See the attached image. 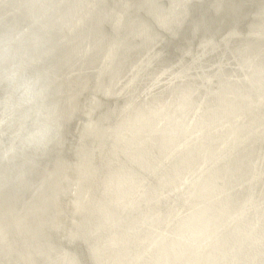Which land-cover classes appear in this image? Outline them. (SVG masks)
<instances>
[{
  "label": "rangeland",
  "instance_id": "obj_1",
  "mask_svg": "<svg viewBox=\"0 0 264 264\" xmlns=\"http://www.w3.org/2000/svg\"><path fill=\"white\" fill-rule=\"evenodd\" d=\"M27 1L30 3L31 0H27ZM76 1L77 0H47V1L41 0L40 4H30L29 6L32 9L30 7L28 8V10H27L28 14L26 13V17L28 16V21H31V23L26 22L25 17H24L25 15H23L24 13H22V20H24V21H22V23L25 22V23H23V26H27V28L25 29V32H32L33 31L34 34H33L32 39H34V40L27 39L28 40L27 41L25 39L26 34L24 35L25 32L21 33L19 35H17L19 32L13 33V39H14L13 47L18 49L20 52L24 53L25 55H27L31 59H34L36 57V58H38V60L42 61V58L45 57V58H48L46 60V61H48L55 55V51H56L57 47H61V46L64 47L63 52L59 55H56L54 61H52L51 63H45L44 62L43 63L44 67L40 66V69L45 73L46 76L49 77V75L53 74V77H54L53 79H54V82H56V85L60 83L59 79L63 80L64 76L65 77L69 76L67 79H69V78L71 79L72 78L71 73L83 71V69L85 68L84 65H82L81 70H76V69L78 68L79 65L84 64L83 62L88 61L89 55H95V54H98V56L102 55L101 59H100L102 62L100 63V69L99 70L108 69V67L112 63L111 61L114 59V54L116 52L118 53L120 47L136 45L135 41L126 43L127 36L125 35V33H127L128 31L139 30V31H142V35H146L145 37L151 36V38L152 37L154 38V36H156V39H154L149 45H147V47L145 46L143 49H139L138 53L136 54V57L134 58L135 60L133 59L134 61L132 59H130L129 63H127L128 59L130 57L129 54L123 55V57H121L119 59L120 63L121 62L123 63V61L125 59L126 60L125 65H126V63L128 65H127L126 71L117 79L112 80L111 76H110L109 82L106 84L103 82V81H105L106 78H97L96 81H94V83H91V84H89L90 79L85 81L82 77L80 80H78L83 85H86V84L87 85L79 92L78 96L75 97L74 102H70V105L68 102V106L71 107V109H72V114H71L70 120H69V122H67V125H66L67 134H68L69 138L70 139L74 138L76 141H78L80 143V147L82 146L81 144H83V142H84V144L86 146H88V147H84L85 149H94L95 147H97V143L98 142L100 143L101 142L100 139H103V137H102L103 134L100 131V133H98V135H97L96 130H94L93 127L97 126L96 122H99L100 119L102 120L106 116H103L104 115V113H103V115H101V117L99 118L98 111L102 107L101 108H92V106H91L93 100H97L98 103H103L101 98H100V93H97L94 90V85H97V87H99V88L100 87L105 88V90L107 92L104 94V96L110 97L109 95H111V94L108 90H110V88L113 86L112 84H115V82H116V88L113 92L118 90L120 93V94H118V97L121 100H119V102H116L114 106H113L114 103H112L110 108L114 107V109H115L117 106H120L125 99L129 98L128 102L126 103V105L122 109H118V107H117V111L120 112L119 114L122 118L123 116L128 114L127 112L130 111V109H133V108L135 109V103L136 102L143 101V107H140V109L134 110L133 112L132 111L129 112L130 113L129 119L120 120L122 123L120 126V130L118 131L117 136L113 135V137L115 138V140L118 139V141H129V140H131L132 144H137V146H140L141 144H143L145 146H149V143H153L158 147L157 151L154 152V154L151 156L143 153L149 147H147L145 149H141L140 151H137L136 149H132V148L121 147L120 150L125 149V150H129L130 152H133V153L131 154V156H130V154H128V155L123 154V156H126L127 159L129 158L128 161L131 164H128V165L126 164L128 166L129 172L124 171V172H122L124 175L121 173L120 176L123 175L126 178L131 177L133 180L136 179L135 181L137 182L138 185L144 181L146 183V185L148 184L147 187H150V188L152 187L151 186L152 182L156 181L160 185V188L158 189V193L155 192V194L159 195V194H163V193L168 192L170 190L171 186L173 184H175L178 181V179L186 178L189 176L200 175L205 170L206 172H203L205 178L212 177V179H214V181L216 182L217 187L222 189L224 194L221 196V198L223 197L221 200H223V199L225 200V197H226L225 193L227 194L226 199L228 198L229 194L227 193V190L230 187L229 185L234 184V182L236 184L240 180L239 183H242V185L245 186V183H247L249 176H250L253 179L257 178V181H259V182H258V184L255 185V188L252 189L253 193L249 195L250 196L249 198L253 202V203H251V204H253L252 206L255 208H258V212L261 211L264 208V174H263L264 173V120H262V119L259 120L258 118L256 119V117H254L255 116L254 114L259 113L261 107L264 108V106H262V105H264V97H263L264 95H262V94H264L263 93L264 92V64L262 65V63H257L260 57H254L253 53L258 54L260 51V48H261V50H263L264 47L256 46L255 44H253L254 48L251 51V50H248L249 48H247L248 47L247 43L246 44H239L238 46L236 45L237 47H234V45L232 46L226 40H228L230 38L235 39L236 38L235 36H237V35H242L241 37H245L244 35L253 32L252 34H256V35L258 34V36H260V38H258V39H260V40L262 39L264 41V37H262L264 35V33L258 32V31L262 30L259 27V25L262 24L264 21L254 25V27L253 26L250 27L249 30L239 29V28H237L238 26L237 27L234 26L235 30L230 29V27L233 28L232 26H230L232 23L238 24L239 19L242 18V17L238 18L239 16L245 17L246 14L251 15V12L253 13L252 15L255 18H257V19L262 18V20H263V18H264V0H255V1L254 0H251V1L250 0H236V2L238 4L235 2V0H228V1H226V0L222 1L221 0V2H220L221 5L215 4L217 2H214V4L217 5V6H215L216 13L219 12V10L221 12L223 11L222 13L220 12V17H221L220 19H222V23H224L227 19H229V20H231L230 25L225 29H220L217 32V34L214 35V37L211 35L203 36L204 40H202L203 38L199 39L200 43L198 42L199 43L198 47L192 46L190 48V50H188V51L186 50L187 51L186 56H184L182 59H176L175 61H171L170 63H164L163 62L164 60L161 58L162 57L161 53H163L162 48H163L164 44L166 43L164 33L159 34V35L153 34L154 31L151 33L150 29H145V27H148V25L143 27V25H141V24H136V25H138V27H134V26H132V23H130V21L128 22V25L132 26V28L129 27L130 29L129 28L125 29V31H124L125 33H121L122 31L118 30L114 34H110L107 32L102 34V33H100L101 28L96 26V28L93 29L94 30L93 33L97 36H100L101 38H97L95 35L93 36V38H91V35H88L85 38L76 37L75 43H79V44L82 43V45H84V48L80 49L78 47V44H77V46L71 51L72 53L74 52V54L72 56H71V54L68 55L67 50L73 42L72 35L75 34L76 30H79L80 27L86 25V23H84L85 19H88L90 13H92L94 10H96L97 8L95 6L98 5V4L92 3L93 0L92 1L82 0L80 2L81 6H79V5H77ZM171 2H172V5L170 8H168V9L166 8L162 12H161V9H158V11H155L157 13L155 15H152L154 20H156L158 22V25H160V27H162L163 29L168 28V26H170L173 22L178 21L179 16L181 15L177 12L178 9L176 10V6H178L180 4V0H175V1L171 0ZM0 3H1V0H0ZM46 3H48V4H46ZM223 4H224V6H223ZM229 4H230V6H229ZM17 5H18V3L15 1L14 7ZM62 5H64V6H62ZM70 5H74L75 7L73 8V11L71 13H69V16H67L68 14L65 13V9L67 7H69ZM248 5H249L248 9L247 8L245 9V7ZM251 5H252V8L250 7ZM33 6H34V9H33ZM60 7H62V8H60ZM35 9H37V10H35ZM243 10H244V12H243ZM33 11H35V12H33ZM59 11H61V12H59ZM184 12L185 13L188 12V9H185V7L182 10V13H184ZM258 12H260V14ZM38 13H40V14H38ZM261 13H263V14H261ZM119 16H120V19L119 18L116 19V21H114V24H113V27L115 29H117L120 26L124 27V23L121 22L122 21V14H120ZM67 17L69 19H66ZM42 18H44V19H42ZM132 18L133 17H130L129 19H132ZM234 18H236V19H234ZM40 19H42V20H40ZM100 20H101V17H100ZM42 23H44V24H42ZM142 23H146V22L142 21ZM169 23H171V24H169ZM25 24H27V25H25ZM194 26H196V25L194 24ZM258 28H259V30H258ZM251 30H253V31H251ZM255 30H256V32H255ZM235 31L237 34L236 33L234 34ZM238 31L240 32V34ZM243 32H244V34H243ZM62 33H63V35H61ZM169 33L173 34V32H171V31ZM222 34L224 36H222ZM56 35H59V36L61 35V36L58 37L57 39H55L54 37ZM82 36H83V34H82ZM114 37L116 39H114ZM141 37L142 36L140 35V38ZM222 37H223V39H222ZM220 38H221V40H220ZM217 40H218V42H217ZM39 41H41V43H39ZM209 41L211 43L214 41V43L211 44V43H209ZM223 42H225V43H223ZM129 43H131L132 45ZM103 44L104 45L107 44V45H109V47L104 52H101V47H104ZM207 44L210 47H212V45H213V47H215V50L210 55H208V54L204 55L205 47L208 46ZM100 45H101V47H100ZM244 47L249 51L248 54L245 50H240ZM234 48H236L237 50ZM122 49L125 50V47H123ZM143 52H144V55H143ZM40 55H42V56L38 57ZM242 55H244V56H242ZM237 57H238V59H237ZM146 60H147V62H145ZM192 61H194L196 63H194ZM62 62H63L64 69L66 71V74L65 73L59 74L61 68L53 72V70H55L58 67L57 63H62ZM186 66H188L189 68ZM69 67H70V69H69ZM144 67H147V68L144 69ZM236 69H238V70H236ZM147 70H149V71L151 70V73L149 75H146ZM221 71H222V73H221ZM225 71H226V73H225ZM51 72H53V73H51ZM78 74H80V72H78ZM202 74H203V76H202ZM219 74H220V76H219ZM225 74H227V75H225ZM246 74H247V76H246ZM208 75H210V76H208ZM214 75L217 77H215ZM185 77L191 78V79L193 78V81L195 82L194 83L195 85L193 86L192 91H189V93L188 92L186 93L184 91L185 89H183V87H181V85H178L181 79H183L185 81ZM191 79L188 82H190ZM245 80H246V82H245ZM49 81L52 83L51 79ZM184 81L182 83H184ZM70 83L72 84V83H76V82H74L73 80H70ZM204 83H206V84H204ZM208 83H210V84H208ZM239 85H241V86L239 87ZM223 86H224V88H223ZM226 86H228V88ZM245 86H246V88H245ZM58 88H59V85L57 87H55L56 91ZM60 88H61V85H60ZM219 88H220V90H219ZM221 89H223V90H221ZM244 89L247 91L244 92L243 91ZM252 89L254 90V92ZM180 92L182 95L180 94ZM74 93H75L74 90H72V92L71 91L65 92V94H69V95H72ZM166 93H169V94H166ZM210 93L212 94V96ZM170 95L171 96L176 95L177 100L175 99L174 101H171L172 97ZM220 95H221V97H220ZM191 96L193 97V101H192ZM233 96L236 99L232 98ZM57 97H58V95H57ZM167 98H168V100H167ZM151 99L153 101H150V103L157 102L158 105L152 106L150 104H147L148 102H144V100L149 101ZM234 100H235V102H234ZM212 101L214 102V104ZM182 103H183V105H182ZM230 103H231L232 107H231ZM222 104H223V106H222ZM103 105H104V103H103ZM178 105H180V106H178ZM210 106L211 107L213 106V107L211 108ZM143 108H145V109H143ZM167 108H169V109L167 110ZM191 109H193V110H191ZM237 109H239V110H237ZM254 109H256L257 112H255ZM111 110H113V109H111ZM103 112H104V110H103ZM221 113H223V114H221ZM243 113H244V115H243ZM192 114H193V116H191ZM207 114H208V116H207ZM159 115L162 118H160ZM183 117H184V119H182ZM137 118H142V119H140V121L145 119L148 124H144V123L136 124L133 121V119H137ZM198 118H200V119H198ZM164 122H165V124H164ZM188 122H190V123H188ZM196 122H198V123H196ZM213 122H214V124H213ZM229 122H231V123H229ZM131 123L132 124L135 123L134 124L135 126L133 125L132 130L130 129ZM220 123H222V124H220ZM100 124H102L101 125L102 127L111 128L110 126H112V121L108 119V123L102 122ZM149 124L156 131H151L150 130L151 127L149 126ZM231 126L234 128H231ZM188 127H190V128H188ZM240 127L242 129H240ZM90 128L92 130H88V133L93 134V131H94L96 134L91 135L88 139L87 135H86V131H87V129H90ZM236 128H237V130H235ZM0 129H1L0 132H2L3 129L2 128H0ZM220 129H222V130H220ZM136 130H137V132H136ZM262 130H263V132L260 133ZM106 131L107 130H105L104 132H106ZM233 131H235V132H233ZM134 132H135V134H134ZM139 132L141 134H139ZM206 132H208L209 134ZM234 133H235V135H234ZM256 135H260V136L263 135V136L261 139H259ZM1 136H2L1 139L3 140L5 138V136L4 135H1ZM94 136H97V137H94ZM98 136H100V137H98ZM133 136H135V138ZM218 136H219V138H218ZM6 137L9 141L5 138L7 144L4 143L1 145L2 147L4 145V147H3V149H2V147H0V152H2V154H4V152H5V154L11 153V157H12V155H14L16 152L12 150L14 146L12 145V143H10L11 140H10L9 136H6ZM94 138H95L96 144L94 142V144H92V146H90L91 142H92V140H94ZM136 138H138V140L135 142ZM178 138H180V139H178ZM208 138H209V140H208ZM219 139H220V141H219ZM225 139H227V140H225ZM97 140H99V141H97ZM240 140L241 141L243 140L242 141L243 144ZM245 141L248 145L251 144L254 147H256L257 148L256 150L258 151L257 152L255 150L256 155H254V158L246 157L245 158L246 160H243L242 164L241 163L239 164V165H243V163L246 161L245 162L246 164L244 167L245 170H251L253 167V170L251 171V173H249L251 175H249L247 173L249 175L248 178H246L247 180L243 179L244 177H240V178H238V177L235 178V176L232 177L231 174H229L225 170H222V175H221V169H218V166L220 165V163L221 164L225 163L228 159L232 158L234 156L233 154H236V151H238L237 149H240V148H242V146L243 147L245 146V144H246V143H244ZM249 141H250V143H248ZM196 142L199 143V145ZM240 142H241V144H240L241 146L239 147ZM202 143H204V144H202ZM216 143H217V145H216ZM226 145H227V147H226ZM206 146H207V148H206ZM216 146H218V147H216ZM181 147H183V148H181ZM189 147H191V148H189ZM231 147H232V150L230 149ZM235 147H236V149H234ZM107 148H108L107 144H104V145H102V147L98 151H96L97 148L94 150H89V151L97 152V153H99V157H102V156H106ZM182 150L183 151L186 150V151L183 152ZM65 151L68 152L67 150H65ZM134 151H135V154H134ZM193 151H194V153H191ZM229 151L230 152L232 151V152L230 153ZM234 151H235V153H234ZM212 153H213V155H212ZM228 153H230V154L228 155ZM249 153H252V152L250 151ZM257 153H258V155H257ZM133 154L135 155V157ZM181 154H182V156H181ZM66 155H69V159L67 161V163H68L67 176H70L72 174V171L76 169L77 160H75L76 159L75 155H77V153H69L68 152V154H66ZM136 155H137V157H136ZM186 155H189V157ZM226 155H227V157H226ZM5 156L8 158V154L4 155V158H5ZM218 156H222V157L218 158L222 161H220V160L217 161ZM192 157H194V158H192ZM223 159L225 162H223ZM252 159H253V161H251ZM173 160L174 161L176 160V161L173 162ZM182 160H184V161H182ZM235 160L236 159H234V161ZM120 161H121L120 156L115 155L113 162L116 163V162H120ZM189 161H190V163H189ZM234 161H231V163ZM186 162H188V163H186ZM217 162H220V163H217ZM179 163H181V164H179ZM211 163L212 164L216 163L219 165H216V164L212 165ZM96 164H98V162H96ZM196 164H197V166H196ZM199 164H200V166H199ZM207 164H208V166L206 167ZM121 165L123 166V164H121ZM108 166H112V165H108ZM92 167L96 171V165H95V167L94 166H92ZM207 168H209L208 169L209 171L207 170ZM168 169L170 170L167 172V175L170 177L169 180H167V178L164 176L165 172ZM196 169H197V171H196ZM214 169H215V172H216V170H218L220 172L215 173ZM10 171L12 173L14 172L11 169H10ZM89 172H90V170H89ZM189 172H191V173L188 174ZM147 173L149 175L154 174L156 177L155 176L154 177L152 176V177H153V179H156V180H152V178H147V176H148ZM196 173H198V174H196ZM219 173H220V176H218ZM237 173H239V172H237ZM247 174L245 176H247ZM181 175H182V177H181ZM93 176L95 177V174H92V177ZM216 176H217V179H216ZM158 178H160V179H158ZM224 178H225V180H224ZM227 178L228 179L230 178V179L228 180ZM231 178H232V180H231ZM228 181L231 183L228 184ZM144 182L142 184L143 188L145 186ZM64 183H66V182L64 181ZM66 184L69 186L68 183H66ZM108 184L110 185V181L108 182ZM60 185H61L60 183L59 184H53V185H51L50 183H46V184H43L41 190L39 188V191H47L46 192V198L52 199V198H55L56 196L57 197L59 196V193L62 189V187L60 189ZM242 185L241 186L236 185L237 189L234 188V189H236V191L234 193L239 194L238 200H240V201L236 205L241 204L240 208L239 209L235 208L232 210L230 209V213H227V211L226 212L223 211L224 212L223 229L224 228L225 229L224 230L222 229L223 231H221V233L222 232L224 233L225 231L226 232L230 231V229L228 227H230L235 221L243 218L244 215L246 214L245 210L247 207L244 209V205L246 203L244 201L245 197L243 196V198H242V196H241L242 194L240 195V193H242L244 190H246L247 186H245L246 189H245V187H243L242 189L239 190L238 188L239 187L241 188ZM95 187L96 186L93 187L94 190L90 189L91 190L90 191V190H85L83 187L78 188L76 184H73V187L66 188L65 190H63L61 192L60 196L58 197L57 209H56L57 211H56V215H55L56 224L53 223V225H56L54 228L56 229L57 233H59L60 235L62 234L61 235L62 240H60V241L63 243V245H65L64 248L67 250H71L70 249L71 245H69L68 243H65L66 240L64 237H66V235H68V234L73 233V232L69 233V231H68V229H71L69 227L73 223V220H75L77 223V220H79V215H81V219L83 218V214H82V212H80L79 207H77L78 205L76 203H78V201H80L81 204L84 203L83 206L84 205L87 206L88 204H91V202H88V201H92V202H94L93 204H95L98 200L96 197L97 195H96ZM110 188L112 191V187H110ZM150 188L147 189L149 193H150ZM83 189H84V191H82ZM113 190H114L113 191L114 194H113V192L110 191V189L105 187L103 190L104 191L103 194L102 193H100V194L104 195L108 199L113 198L114 201L118 202V204L116 202H113L114 204L107 206V208H110L112 210L114 209V212H116V211L118 212V211L123 210V209L130 210V209L135 208L137 205L140 206L141 204L142 205L144 204V202L133 201V200L126 198L122 195H120L118 198H116L117 196H114L115 197L114 198L113 195H119V194H115L117 192L115 190V187ZM254 191H257V192L254 193ZM228 192H230V191H228ZM231 194H233V193H231ZM237 194H233V196H235L236 199H237V197H236ZM81 196L84 200L83 199L80 200ZM77 197H80V198L76 199ZM95 197H96V200L93 201L95 199ZM235 198H234L235 201L234 200L233 201L237 202V200ZM31 201H33L36 204L37 203L36 196H34L33 199H31ZM255 201L258 204L254 203ZM164 202H166V201H164ZM0 204H1L0 218H2V219H0V231H1L0 233L2 235V232L4 233V230L2 228V220L5 223L6 210H5V204H2V203H0ZM100 204H102V203L100 202L98 205H100ZM124 204L126 206L125 208H124ZM160 204H162V202H159L157 210L162 211V208H160ZM98 205H96L97 208H98ZM222 205H223V207L225 206L224 208H229L225 204H222ZM52 206H53V203L51 201L43 199L40 204H38L34 207L31 204L29 206H27V213H30L34 208H37V207H51L52 208ZM96 206H93L92 208L90 206V214L95 215L98 213L97 210L103 211L104 210L103 208L105 207V206H103V207L99 206L100 209H103V210H100V209H97ZM148 206H151V205H148ZM107 208L105 207V209H107ZM42 209L46 210L47 208H42ZM86 209H88V208L86 207ZM95 209H96V211H95ZM153 209H155V207H153ZM259 209H261V210H259ZM241 211H242V213H240ZM237 213H238V215H237ZM233 218L236 220H234ZM134 222L135 221L131 220V221H129V224L127 223V225L132 226L135 224ZM255 222L260 223L258 218H253V220H251V224H253ZM227 224H228V226H227ZM144 225H146V226L148 225L145 221V218L141 219L139 227L137 228L138 230L137 229L135 230V233L137 235H141V236L136 235L137 240L135 241V247L138 246L139 253H140L141 248H148V247H150V243H151L149 240H148L149 241L148 242L147 238H146L148 235V232H149V227L148 226L146 227ZM35 226L36 225H33V231H32L33 233H37L39 230V228L38 227L35 228ZM73 226H74V224H73ZM73 226H72V228H73ZM146 228H147V230H146L147 233H145L143 235L142 234L143 230ZM125 231H126V233L129 232L127 229ZM105 236H107V235H105ZM144 242L145 243L148 242V243L144 244L142 246V244ZM215 246H217V243L214 245V247L212 249H215L216 248ZM19 247H20L19 244L14 246V248H15V249L13 248L14 252H17L18 250H16V249H19ZM138 249L136 248V252L138 251ZM149 249L150 248H148V250ZM152 249H154L155 253L157 254L158 249H156V248H152ZM0 255L2 256L1 257L2 259H0L1 264H3V263L4 264H7V263L12 264L9 261H7L8 259L6 256H4V254H2L0 252ZM109 257L110 256L107 257V260H109ZM211 257L213 259V255H211ZM140 258L147 259L148 256H142ZM135 261L137 264L141 263L139 261V258L135 259ZM252 263H254V262L252 261ZM216 264H219V262H216Z\"/></svg>",
  "mask_w": 264,
  "mask_h": 264
},
{
  "label": "water",
  "instance_id": "obj_2",
  "mask_svg": "<svg viewBox=\"0 0 264 264\" xmlns=\"http://www.w3.org/2000/svg\"><path fill=\"white\" fill-rule=\"evenodd\" d=\"M9 1H14V2L16 1L18 5L11 8V7H8L3 2L0 3V15L4 14V17L0 18V24H2L0 25V30L2 29L7 30V32H10V34L13 32H19L17 34L19 35L21 33H24L25 29L27 28V26H23L22 13H26L31 3H29L27 0H9ZM38 2H41V1H38ZM76 2H77V5L81 6V3H80L81 0H77ZM214 2H218V4H220L221 0H180V5L176 7V10L178 9L177 12L181 14L184 7L185 9H188V12L182 13L179 16L178 21H175L172 24L169 23L171 25L168 26V28H165L166 29L165 30L162 27H160V25H158V22L154 20L152 15H155L157 13L155 11H158V9H161L162 11H164L166 8L167 9L170 8L172 5L171 0H93L92 3L98 4L96 5L97 9L94 10L92 13H90L88 19H85L84 23H86V25L80 27V29L76 30V33L72 35L73 42L69 46L67 50V54L68 55L71 54L72 56L74 52L72 53L71 51L77 46V44L80 49L81 48L83 49L84 45H82V43L81 44L75 43V38L76 37L85 38L88 35H91V38H93V36L95 35L93 33L94 31L93 29H95L96 26L100 27L102 29V32L104 33L107 32L110 34H114L118 30L122 31L121 33H125L124 32L125 29L130 27V25H128V21H130V23H132V26L134 27H138V25L136 24H141L143 25V27L148 25V27H145V29H150L152 32L154 31L155 34H158V35L164 33L166 43L164 44L162 50L165 51L164 55H166V60H167L166 62L170 63L171 61H175L176 59H182L184 56H186L187 51H188V50L185 51L184 48H191L192 46L198 47V42L200 38L202 39L203 36L205 35H211L214 37V35H216L220 29H225L230 25L231 20L229 19H227L224 23H222V19H220L221 18L220 15H218L215 11L216 10L215 6L217 5H215ZM74 7H75L74 5H70L69 7L65 9V13L68 14L67 16H69V13L73 11ZM248 7L249 6L245 7V9ZM120 14L123 15L121 22L124 23V27L120 26L117 29H115L113 27V24H114V21H116L115 19H118V18L120 19L119 17ZM100 17H101V20H100ZM130 17H133V18L129 19ZM66 19H69V18L67 17ZM142 21L146 23H142ZM195 21H198V22H195ZM263 21L264 20H259L255 18L251 13V15L246 14L245 17H242V19L238 21V24H234V23L232 24H234L235 26H238L239 29L249 30L250 27L258 23H261ZM193 23H198V26L196 27H199V28L197 29L193 25ZM259 27L263 30L259 32L264 33V22L260 24ZM168 30L173 32V35L169 33ZM32 32L26 34V39H29ZM0 34H2V32H0ZM61 35H63V33ZM125 35L127 36V43L135 41L136 45L120 47L118 53L116 52L114 54V59L111 61L112 63L108 67V69L99 70L100 63L102 62L100 60L102 55L98 56V54H95V55H89L88 61H85L83 62L84 64H81L78 66L76 70H81L82 65H84L85 67L83 71H78L80 72V74H78V72L71 73L72 75L71 79L70 78L67 79L69 76L65 77L63 75L64 76L63 80L59 79L60 83L56 85V82H54V79H53L54 78L53 74L49 75V77L47 76L48 80L50 79L52 80V87H53L54 93L58 95V99L64 105L65 119L67 122H69L71 114H72V109L71 107L68 106V102H74L75 97L78 96L79 92L87 85V84L83 85L82 83H80L78 81L79 79H81L82 77L84 80L90 79L89 84L94 83V81H96L97 78H106L105 81H103L104 83L109 82L110 76H111V79H117L126 71L127 65H128L127 63H129L130 59L132 60L134 59L139 49H143L145 46L149 45L153 41V39H156V36H154L153 39L151 37H145L146 35H142V31H139V30L128 31ZM140 35L142 36L141 38H140ZM60 36L56 35L54 38L57 39ZM95 36L97 38H101L100 36H97V35ZM240 36L242 35H237L235 36L236 39L230 38L226 41H228V43H230L232 46L234 45V47L238 44L247 43L249 47L248 50L253 49L254 47L253 44L264 47V41L258 39L260 38V36L256 34L249 33V34H246L245 37H240ZM262 37H264V35ZM5 38L12 39L11 37H8L7 35L6 37L5 35L0 36V39H5ZM107 44L105 45L103 44L104 47H101L102 44L100 45L101 52H104L105 50H107V48L109 47V45ZM123 47H125V50L122 49ZM63 48H64L63 46L57 47L55 51V55L48 61H46L48 58H45V57L42 58V61L38 60V58L36 57L33 60L39 61V64H38L39 68L40 66L44 67L43 63L44 62L51 63L52 61H54L56 55H59L63 52ZM210 49L212 50L210 51ZM214 50H215V47L207 46L204 50V55H207V54L210 55ZM241 50H245L249 52L246 48H242ZM126 54H129L130 57L128 59V62L125 65L126 60L124 59L123 63L122 62L120 63L119 59L123 57V55H126ZM41 56L42 55L38 57H41ZM253 56L260 57L257 63L264 64V49L263 50L260 49L259 53L253 54ZM57 64H58V67L55 70H53V72L61 68L59 74H64V73L66 74V71L63 66V62L57 63ZM146 68L147 67H144V69ZM150 73H151V70L150 71L147 70L146 75H149ZM190 79L191 78L185 77V81L181 79L178 84V85H181L183 89H185L184 90L185 92L192 91V88L195 85L194 84L195 82H193V79H191V81L188 82ZM70 80H73L76 83L71 84ZM183 81L184 83H182ZM58 85H59V88L56 91L55 87H57ZM60 85H61V88H60ZM115 88H116V82L115 84H113L110 90H108L111 94L109 95L110 97H105L104 94L107 92L105 88L103 87L99 88L97 87V85H94V90L97 93H100V98L102 102L104 103V105L103 103H98L97 100H93L92 105H91L92 108L102 107L98 111L99 118L101 117V115H103V113H104V116H106L104 119L100 120L99 122H96L97 126L93 127V129L96 130L97 134L100 133V131L103 134L102 136L103 139L101 141L103 143L96 147L97 148L96 151L100 150L102 145L107 144L108 148H107L106 156H102L101 161H99L98 159L92 158L90 160V164H88L85 159L83 160L77 159L76 169L72 171V174L70 176H67V171H68L67 161L69 159V155H66L68 154V152L66 151L63 153L62 156H59V157L52 156V157L43 158V159L26 158L24 161H22L23 162L22 165L18 164L17 167L13 165L14 163L10 159L11 153H7L8 158L6 156L4 158V155H7L4 153L0 157V203L5 204V205L8 203H16L17 208L21 209L25 204L29 202L34 207L40 204L43 199L51 201L53 203L52 208L51 207H37V208H34L27 215H28V219L31 221H35V219L39 217L37 216V214L39 213H40V216H42L43 214L45 216L48 215L43 220L50 219L51 224H52V220L55 219V215L57 211L56 209H57L58 197L60 196L63 190H65L68 187H73V184H76L78 188L83 187L85 190H90V189L94 190L93 187L96 186L95 187L96 195H97L96 197L98 199L96 203H99L101 201L102 194H99L98 191L102 190L106 185H108L107 181L108 180L110 181L113 175H111L110 177H107L108 173L100 174L98 171H95L92 166L97 165L96 162H98V164H100L101 162V163H104L105 165H112L113 167H117L115 169H119L120 164H124L126 162H127L126 163L127 165L131 164L128 161V159L125 156H123V154L131 155L132 152H130L129 150H125V149L120 150L121 147L132 148V149H136L137 151H140L141 149L149 147L143 153L146 155H150V156L153 155L154 152H156L158 149V147L153 143H149V146H145L143 144H141L140 146H137V144H132L131 140L118 141V139L115 140V138L112 136V135L117 136V132L120 130V126L122 124L120 122L121 116L117 111V107L115 109L114 107L110 108L112 103H114L113 104L114 106L116 102H119V100H121L118 97V94H120L119 91L117 90L113 92ZM72 90L75 91L74 94L72 95L65 94V92L72 91ZM243 91L246 92L247 90L244 89ZM171 97H172L171 101H173L176 99L177 96L173 95ZM191 98L193 101L192 96ZM128 100L129 98L125 99L123 103L120 106H118V109H122L126 105ZM150 101H153V100L152 99L149 101L144 100V102H148L147 104H150ZM140 107H143V101L136 102L135 109H130V111H128L127 113L134 111V110H138L140 109ZM254 110L255 112H257L256 109ZM260 110L262 111H260L257 114H254L255 115L254 117H256V119L258 118V119L264 120V108L261 107ZM108 119L112 121V126H110L111 128L102 127L101 126L102 124L100 123L102 122L108 123ZM127 119H128L127 115L123 116L122 118V120H127ZM88 130H92V129H87L86 131L87 138L89 139L91 135H95V132L93 131V134H90L88 133ZM105 130L107 131L104 132ZM262 132L263 131H261L260 133ZM256 136L260 139L262 138V136L260 135H256ZM1 137L2 136L0 135V143H1L0 146L6 143L5 138H7L5 136V138L2 140ZM250 145H245L244 147L238 149V151H236V154H234V156L231 159H228L225 163L220 164L218 166V169L225 170L229 174H231V176H235V177H244L247 173H250V170H245L244 168L245 162L243 164L244 166L239 165V163L242 164V161L245 160L246 157H249V158L254 157L255 152H256L255 149L257 148L252 145L250 146ZM85 146L86 145L83 142L82 146L80 147L81 149L79 150L77 155H80L82 151L85 150L84 148ZM250 151L252 153H249ZM115 155L120 156L121 158L120 162H117V163L113 162ZM75 157L77 158L76 155ZM234 159L236 160L233 163H231V161H233ZM10 168L12 170L16 169L17 176L21 174L23 175L21 177H16V175L14 174L16 178L13 176L11 177ZM89 170L91 173H89ZM252 170L253 168L251 169V171ZM168 171L170 170L168 169L164 175L167 178V180L170 179V177L167 175ZM9 172L10 174L8 175L7 179L4 180L5 176ZM216 172H220V171L216 170ZM237 172H239V174ZM92 174H95V177L94 176L92 177ZM147 175H148L147 178H152V180H155L152 177L153 175H149L148 173ZM219 175L220 173L218 174V176ZM249 175H247V177ZM64 181L68 183L69 186L66 183H64ZM41 183H50L51 185L60 183L61 184L60 189L61 187L62 189L59 193V196L58 197L56 196L55 198H52V199L46 198L47 191L39 192V184ZM151 186L152 187L150 188V194L155 193V192L158 193V189L160 188V185L158 184V182L153 181ZM245 191L246 190H244L241 194L244 193L245 197L249 198L250 192H252L253 190L250 189L248 190V192H245ZM24 195H27V196L25 197V199H22ZM34 196H36V199H37L36 204L33 201H31V198H33ZM78 198L79 197H77L76 199ZM233 198L234 197L230 195L229 200L228 199L221 200L222 204L229 206L231 209H235V208L239 209L241 204L235 205L239 201L234 202ZM103 199L105 201L108 198L104 196ZM164 201H165L164 199H161L159 201V202H162V204H160V208H162V211L164 210V207L166 205V202ZM88 202H92V201H88ZM141 202H144V201L141 200ZM158 204L157 203L155 204L154 210L158 209ZM42 208H47V209L43 210ZM0 211H1V204H0ZM223 211L224 212L227 211V213H230V210L224 207H223ZM259 212H261L262 216H264V208ZM30 215H33V216H31L30 218ZM249 215L250 213L245 218H248ZM37 225L38 227H43L41 222ZM55 226L56 225H48L46 227V231L48 233L49 231L52 232L53 236L60 241L61 240L60 234L54 231ZM235 229H237V227H235ZM145 233H147L146 229L143 230V234ZM242 234L247 235L248 239L242 240L241 237L236 236V235H232L229 237L220 236L224 242V245L228 249V252H227L228 259H226L227 264H264V241L259 243V240H264V225L258 222L256 224H252L249 230L242 227L241 235ZM137 236H141V235H137ZM77 238H82V237H77ZM77 238L65 241V243H68L69 245H71V248H70L71 251H78L77 252L78 255L77 254L76 255L77 257L78 256L80 257V260H82L83 258V262H87L85 258H87L88 255L90 256V260L94 262L92 259L94 250L89 249V245L91 242H93V240H91L90 243L87 244L86 241L83 242ZM249 238L252 239V241H250ZM76 239L77 241H74ZM224 239H227L228 241H225ZM147 243L144 242L142 245L147 244ZM97 245L98 243H96L95 246ZM100 245L106 246L105 243L100 244ZM127 245H131V244H127ZM73 246L77 248H74ZM243 246L247 247V254H244V252L241 251L240 248ZM238 247L240 248L238 249ZM93 248H94V245H93ZM105 248L106 247H104V249ZM231 248H237V250L232 251L230 250ZM90 251H91V254H90ZM215 251L217 253H220L219 248L215 249ZM155 255L156 253L154 249L150 251L148 250V248H142L140 250L139 257L148 256V258L147 259L139 258V261L141 262L140 264H147L149 257L155 256ZM1 257L2 256L0 255V259ZM236 259H238V261L241 260L242 263L237 262ZM12 261H14L13 258H12ZM252 261L254 263H252ZM15 262H19L22 264V262L18 260H15Z\"/></svg>",
  "mask_w": 264,
  "mask_h": 264
},
{
  "label": "clouds",
  "instance_id": "obj_3",
  "mask_svg": "<svg viewBox=\"0 0 264 264\" xmlns=\"http://www.w3.org/2000/svg\"><path fill=\"white\" fill-rule=\"evenodd\" d=\"M13 45L12 39H0V135L9 136L12 150L22 157H59L65 150L78 153L80 143L67 134L64 105L38 67L39 61ZM142 184L131 177L114 178L119 194L143 200L146 208L161 199L166 201L163 211L148 208L145 213L149 250L158 249L147 264H216L210 250L224 223V193L216 182L201 173L178 179L168 192L159 195L150 194Z\"/></svg>",
  "mask_w": 264,
  "mask_h": 264
},
{
  "label": "bare ground",
  "instance_id": "obj_4",
  "mask_svg": "<svg viewBox=\"0 0 264 264\" xmlns=\"http://www.w3.org/2000/svg\"><path fill=\"white\" fill-rule=\"evenodd\" d=\"M32 1V2H31ZM30 1V3L31 4H40V2H38V1H41V0H31ZM44 1H47V0H44ZM82 1V0H81ZM223 1V0H222ZM226 1H228V0H226ZM5 3L8 7H11V8H13L14 7V5H15V2L14 1H9V0H1V3ZM235 2H236V0H235ZM50 3V2H49ZM228 3V2H227ZM237 3V2H236ZM256 3V2H255ZM215 4H218V2L217 3H215ZM226 4V3H225ZM231 4V3H230ZM230 4H229V6H230ZM238 4V3H237ZM253 4V3H252ZM65 5V4H64ZM64 5H62V6H64ZM69 5V4H68ZM180 5V4H179ZM219 5H221V4H219ZM235 5V4H234ZM258 5V4H257ZM37 6V5H36ZM60 6V5H59ZM58 6V7H59ZM223 6H224V4H223ZM249 6V5H248ZM40 7V6H39ZM96 7V6H95ZM94 7V8H95ZM175 7V6H174ZM177 7V6H176ZM247 7V6H246ZM251 8H252V5L250 6ZM256 7V6H255ZM31 8V7H30ZM36 8V7H35ZM60 8H62V7H60ZM231 8V7H230ZM236 8V7H235ZM32 9V8H31ZM33 9H34V6H33ZM96 9V8H95ZM172 9V8H171ZM233 9V8H232ZM238 9V8H237ZM248 9V8H247ZM35 10H37V9H35ZM46 10V9H45ZM62 10V9H61ZM93 10V9H92ZM91 10V11H92ZM239 10V9H238ZM162 11V10H161ZM186 11V10H185ZM232 11V10H231ZM247 11V10H246ZM33 12H35V11H33ZM43 12V11H42ZM59 12H61V11H59ZM220 10H219V12H217V14L218 15H220ZM223 12V11H222ZM221 12V13H222ZM225 12V11H224ZM239 12V11H238ZM243 12H244V10H243ZM26 13H27V11H26ZM26 13H24L23 15H25L24 17H25V20H26V22L27 23H31V21H28V16L26 17ZM187 13V12H186ZM252 13V12H251ZM259 14H260V12H258ZM28 14V13H27ZM38 14H40V13H38ZM37 14V15H38ZM58 14V13H57ZM182 14V13H181ZM253 14V13H252ZM261 14H263V13H261ZM48 15V14H47ZM161 15V14H160ZM223 15V14H222ZM258 15V14H257ZM4 17V14H2V15H0V18L1 17ZM41 16V15H40ZM39 16V17H40ZM53 16V15H52ZM60 16V15H59ZM123 16V15H122ZM263 16V15H262ZM23 17V18H24ZM33 17V16H32ZM120 17V16H119ZM223 17V16H222ZM240 17H243V16H239L238 18H240ZM259 17V16H258ZM51 18V17H50ZM231 18V17H230ZM32 19V18H31ZM30 19V20H31ZM42 19H44V18H42ZM42 19H40V20H42ZM48 19V18H47ZM233 19V18H232ZM234 19H236V18H234ZM242 19V18H241ZM241 19H239V20H241ZM260 19V18H259ZM38 20V19H37ZM116 20V19H115ZM166 20V19H165ZM164 20V21H165ZM203 20V19H202ZM260 20H262V18L260 19ZM263 20H264V18H263ZM22 21H24V20H22ZM224 21V20H223ZM233 21V20H232ZM237 21V20H236ZM235 21V22H236ZM40 22V21H39ZM45 22V21H44ZM48 22V21H47ZM129 22V21H128ZM195 22H198V21H195ZM23 23H25V22H23ZM41 23V22H40ZM165 23V22H164ZM42 24H44V23H42ZM68 24V23H67ZM130 24V23H129ZM196 26H198V23H194ZM193 24V25H194ZM236 24V23H235ZM0 25H2V24H0ZM25 25H27V24H25ZM36 25V24H35ZM39 25V24H38ZM42 26V25H41ZM195 26V27H196ZM230 26H232L233 28H231L230 27V29H234L235 30V28H234V24H231ZM260 26V25H259ZM131 28H132V26H130ZM237 27V26H236ZM254 27V26H253ZM258 27V26H257ZM44 28V27H43ZM197 29L199 28V27H196ZM238 28V27H237ZM38 29V28H37ZM42 29V28H41ZM130 29V28H129ZM44 30V29H43ZM239 30V29H238ZM258 30H259V28H258ZM149 31V30H148ZM229 31V30H228ZM227 31V32H228ZM240 31V30H239ZM238 31V32H239ZM251 31H253V30H251ZM262 31V30H261ZM0 32H2V34H0V36L1 35H5V37H6V35L8 36V37H11L12 39H13V33H11L10 34V32H7V30H4V29H2V30H0ZM170 32V31H169ZM231 32V31H230ZM241 32V31H240ZM240 32H239V34H240ZM247 32V31H246ZM255 32H256V30H255ZM259 32V31H258ZM28 33H30V32H25L24 33V35L25 34H28ZM100 33H102V34H104V32H102V29H101V31H100ZM151 33H152V31H151ZM226 33V32H225ZM224 33V34H225ZM236 33V31L234 32V34ZM253 33V32H252ZM33 32L31 33V36L29 37V39H31V40H34V39H32L33 38ZM126 34V33H125ZM149 34V33H148ZM153 34H155V32H153ZM233 34V33H232ZM237 34V33H236ZM243 34H244V32H243ZM157 35V34H156ZM173 35V34H172ZM228 35V34H227ZM231 35V34H230ZM258 35V34H257ZM150 36V35H149ZM222 36H224L223 34H222ZM229 36V35H228ZM245 36V35H244ZM126 37V36H125ZM151 37V36H150ZM208 37V36H207ZM206 37V38H207ZM226 37V36H225ZM241 37V36H240ZM212 38V37H211ZM26 39V38H25ZM114 39H116L115 37H114ZM152 39H153V37H152ZM214 39V38H213ZM222 39H223V37H222ZM236 39V38H235ZM242 39V38H241ZM19 40V39H18ZM17 40V41H18ZM27 40V39H26ZM122 40V39H121ZM150 40V39H149ZM154 40V39H153ZM202 40H204V37H203V39ZM220 40H221V38H220ZM262 40V39H261ZM28 41V40H27ZM225 41V40H224ZM124 42V41H123ZM204 42V41H203ZM217 42H218V40H217ZM237 42V41H236ZM39 43H41V41H39ZM38 43V44H39ZM126 43H127V41H126ZM200 43V42H199ZM198 43V44H199ZM205 43V42H204ZM203 43V44H204ZM207 43V42H206ZM209 43H211L210 41H209ZM212 43H214V41L212 42ZM211 43V44H212ZM223 43H225V42H223ZM26 44V43H25ZM129 44H131V43H129ZM202 44V43H201ZM227 44V43H226ZM225 44V45H226ZM244 44V43H243ZM132 45V44H131ZM206 45V44H205ZM208 45V44H207ZM224 45V46H225ZM239 45V44H238ZM237 45V46H238ZM20 46V45H19ZM209 46V45H208ZM230 46V45H229ZM237 46H235V47H237ZM245 46V45H244ZM256 46H258V45H256ZM147 47V46H146ZM200 47V46H199ZM212 47H213V45H212ZM262 47V46H261ZM19 48V47H18ZM149 48V47H148ZM206 48V47H205ZM223 48V47H222ZM227 48V47H226ZM245 48V47H244ZM247 48H249V47H247ZM254 48V47H253ZM260 48V47H259ZM234 49H236V48H234ZM258 49V48H257ZM261 49V48H260ZM184 50L186 51V50H190V48H184ZM203 50V49H202ZM210 50H212V49H210ZM227 50V49H226ZM237 50V49H236ZM239 50V49H238ZM241 50V49H240ZM163 51V50H162ZM182 51V50H181ZM224 51V50H223ZM235 51V50H234ZM251 51H252V49H251ZM239 52V51H238ZM247 52V51H246ZM255 52V51H254ZM258 52V51H257ZM156 53V52H155ZM222 53V52H221ZM162 55V59L164 60L163 62L164 63H168V62H166L167 60H166V55H164L165 54V51H163V53H161ZM196 54V53H195ZM234 54V53H233ZM240 54V53H239ZM243 54V53H242ZM247 54H248V52H247ZM252 54V53H251ZM254 54V53H253ZM256 54V53H255ZM143 55H144V52H143ZM241 55V54H240ZM242 56H244V55H242ZM136 57V56H135ZM134 57V58H135ZM149 57V56H148ZM155 57V56H154ZM224 57V56H223ZM151 58V57H150ZM153 58V57H152ZM240 58V57H239ZM80 59V58H79ZM149 59V58H148ZM237 59H238V57H237ZM135 60V59H134ZM133 60V61H134ZM195 60V59H194ZM138 61V60H137ZM145 62H147V60L145 61ZM192 62H194V61H192ZM136 63V62H135ZM144 63V62H143ZM194 63H196V62H194ZM239 63V62H238ZM191 64V63H190ZM66 65V64H65ZM167 65V64H166ZM263 65V64H262ZM171 66V65H170ZM178 66V65H177ZM185 66V65H184ZM221 66V65H220ZM242 66V65H241ZM143 67V66H142ZM141 67V68H142ZM186 67H188V66H186ZM222 67V66H221ZM258 67V66H257ZM171 68V67H170ZM182 68V67H181ZM189 68V67H188ZM219 68V67H218ZM69 69H70V67H69ZM163 69V68H162ZM183 69V68H182ZM205 69V68H204ZM215 69V68H214ZM224 69V68H223ZM217 70V69H216ZM232 70V69H231ZM236 70H238V69H236ZM253 70V69H252ZM141 71V70H140ZM180 71V70H179ZM188 71V70H187ZM192 71V70H191ZM181 73V72H180ZM186 73V72H185ZM201 73V72H200ZM217 73V72H216ZM221 73H222V71H221ZM225 73H226V71H225ZM261 73V72H260ZM210 74V73H209ZM190 75V74H189ZM212 75V74H211ZM225 75H227V74H225ZM259 75V74H258ZM262 75V74H261ZM187 76V75H186ZM202 76H203V74H202ZM208 76H210V75H208ZM215 76V75H214ZM219 76H220V74H219ZM246 76H247V74H246ZM175 77V76H174ZM181 77V76H180ZM189 77V76H188ZM196 77V76H195ZM213 77V76H212ZM215 77H217V76H215ZM182 78V77H181ZM203 78V77H202ZM220 78V77H219ZM257 78V77H256ZM193 79V78H192ZM221 79V78H220ZM248 79V78H247ZM80 80V79H79ZM113 80V79H112ZM156 80V79H155ZM179 80V79H178ZM206 80V79H205ZM214 80V79H213ZM212 80V81H213ZM217 80V79H216ZM224 80V79H223ZM242 80V79H241ZM244 80V79H243ZM262 80V79H261ZM86 81V80H85ZM139 81V80H138ZM203 81V80H202ZM235 81V80H234ZM254 81V80H253ZM194 82V81H193ZM245 82H246V80H245ZM234 83V82H233ZM106 84V83H105ZM131 84V83H130ZM171 84V83H170ZM169 84V85H170ZM204 84H206V83H204ZM208 84H210V83H208ZM254 84V83H253ZM113 85V84H112ZM238 85V84H237ZM243 85V84H242ZM208 86V85H207ZM213 86V85H212ZM236 86V85H235ZM241 85H239V87H240ZM254 86V85H253ZM220 87V86H219ZM227 88H228V86H226ZM130 88V87H129ZM171 88V87H170ZM223 88H224V86H223ZM226 88V89H227ZM245 88H246V86H245ZM259 88V87H258ZM217 89V88H216ZM231 89V88H230ZM236 89V88H235ZM243 89V88H242ZM248 89V88H247ZM172 90V89H171ZM183 90V89H182ZM206 90V89H205ZM219 90H220V88H219ZM221 90H223V89H221ZM225 90V89H224ZM239 90V89H238ZM253 90V89H252ZM170 91V90H169ZM168 91V92H169ZM260 91V90H259ZM72 92V91H71ZM176 92V91H175ZM206 92V91H205ZM208 92V91H207ZM233 92V91H232ZM251 92V91H250ZM253 92H254V90H253ZM261 92V91H260ZM187 93V92H186ZM189 93V92H188ZM191 93V92H190ZM213 93V92H212ZM224 93V92H223ZM264 93V92H263ZM128 94V93H127ZM169 94V93H168ZM173 94V93H172ZM180 94H181V92H180ZM211 94V93H210ZM240 94V93H239ZM182 95V94H181ZM180 95V96H181ZM189 95V94H188ZM203 95V94H202ZM234 95V94H233ZM262 95H264V94H262ZM171 96V95H170ZM169 96V97H170ZM211 96H212V94H211ZM216 96V95H215ZM231 96V95H230ZM220 97H221V95H220ZM224 97V96H223ZM264 97V96H263ZM262 97V98H263ZM232 98H235L234 96L232 97ZM242 98V97H241ZM184 99V98H183ZM196 99V98H195ZM220 99V98H219ZM236 99V98H235ZM131 100V99H130ZM133 100V99H132ZM167 100H168V98H167ZM177 100V99H176ZM181 100V99H180ZM221 100V99H220ZM247 100V99H246ZM174 101V100H173ZM225 101V100H224ZM135 102V101H134ZM183 102V101H182ZM213 102V101H212ZM220 102V101H219ZM218 102V103H219ZM234 102H235V100H234ZM238 102V101H237ZM262 102V101H261ZM186 103V102H185ZM190 103V102H189ZM224 103V102H223ZM226 103V102H225ZM174 104V103H173ZM213 104H214V102H213ZM234 104V103H233ZM69 105H70V102H69ZM146 105V104H145ZM150 105H152V106H157L158 104H157V102H152V103H150ZM182 105H183V103H182ZM218 105V104H217ZM216 105V106H217ZM230 105H231V103H230ZM178 106H180V105H178ZM222 106H223V104H222ZM227 106V105H226ZM262 106H264V105H262ZM118 107V106H117ZM211 107V106H210ZM213 107V106H212ZM211 107V108H212ZM231 107H232V105H231ZM258 107V106H257ZM189 108V107H188ZM225 108V107H224ZM238 108V107H237ZM252 108V107H251ZM110 109V108H109ZM134 109V108H133ZM163 109V108H162ZM169 108H167V110H168ZM228 109V108H227ZM171 110V109H170ZM174 110V109H173ZM188 110V109H187ZM191 110H193V109H191ZM202 110V109H201ZM213 110V109H212ZM235 110V109H234ZM237 110H239V109H237ZM177 111V110H176ZM181 111V110H180ZM186 111V110H185ZM261 111V110H260ZM123 112V111H122ZM133 112V111H132ZM189 112V111H188ZM200 112V111H199ZM219 112V111H218ZM221 112V111H220ZM233 112V111H232ZM246 112V111H245ZM252 112V111H251ZM118 113H120V112H118ZM169 113V112H168ZM171 113V112H170ZM180 113V112H179ZM210 113V112H209ZM212 113V112H211ZM227 113V112H226ZM230 113V112H229ZM129 114L130 113H128L127 114V117H128V119H129ZM181 114V113H180ZM221 114H223V113H221ZM232 114V113H231ZM161 115V114H160ZM159 115V116H160ZM170 115V114H169ZM211 115V114H210ZM243 115H244V113H243ZM104 116V115H103ZM108 116V115H107ZM148 116V115H147ZM185 116V115H184ZM191 116H193V114L191 115ZM207 116H208V114H207ZM216 116V115H215ZM219 116V115H218ZM181 117V116H180ZM202 117V116H201ZM212 117V116H211ZM221 117V116H220ZM251 117V116H250ZM249 117V118H250ZM123 118V117H122ZM122 118H121V120H122ZM160 118H162L161 116H160ZM209 118V117H208ZM224 118V117H223ZM230 118V117H229ZM140 119H142V118H137V119H133V121L136 123V124H140V123H144V124H148L147 122H146V120L144 119V120H141L140 121ZM158 119V118H157ZM180 119V118H179ZM182 119H184V117L182 118ZM190 119V118H189ZM198 119H200V118H198ZM212 119V118H211ZM228 119V118H227ZM236 119V118H235ZM101 120V119H100ZM138 122H137V121ZM165 120V119H164ZM202 120V119H201ZM217 120V119H216ZM219 120V119H218ZM260 120V119H259ZM156 121V120H155ZM179 121V120H178ZM195 121V120H194ZM121 122V121H120ZM151 122V121H150ZM185 122V121H184ZM199 122V121H198ZM198 122H196V123H198ZM206 122V121H205ZM93 123V122H92ZM91 123V124H92ZM135 123H131L130 124V129L132 130V127H133V125L135 124ZM159 123V122H158ZM188 123H190V122H188ZM195 123V124H196ZM229 123H231V122H229ZM234 123V122H233ZM236 123V122H235ZM157 124V123H156ZM164 124H165V122H164ZM204 124V123H203ZM213 124H214V122H213ZM219 124V123H218ZM220 124H222V123H220ZM176 125V124H175ZM190 125V124H189ZM235 125V124H234ZM135 126V125H134ZM147 126V125H146ZM149 126H150V124H149ZM191 126V125H190ZM246 126V125H245ZM138 127V126H137ZM148 127V126H147ZM151 127V131H156V130H154L153 128H152V126H150ZM209 127V126H208ZM217 127V126H216ZM188 128H190V127H188ZM192 128V127H191ZM227 128V127H226ZM231 128H234V127H232L231 126ZM91 129V128H90ZM140 129V128H139ZM170 129V128H169ZM211 129V128H210ZM215 129V128H214ZM240 129H242L241 127H240ZM168 130V129H167ZM194 130V129H193ZM192 130V131H193ZM220 130H222V129H220ZM235 130H237V128L235 129ZM140 131V130H139ZM190 131V130H189ZM218 131V130H217ZM263 131V130H262ZM136 132H137V130H136ZM176 132V131H175ZM187 132V131H186ZM194 132V131H193ZM192 132V133H193ZM224 132V131H223ZM233 132H235V131H233ZM143 133V132H142ZM191 133V132H190ZM206 133H208V132H206ZM205 133V134H206ZM232 133V132H231ZM238 133V132H237ZM96 134V133H95ZM117 134H118V132H117ZM134 134H135V132H134ZM139 134H141L140 132H139ZM202 134V133H201ZM209 134V133H208ZM218 134V133H217ZM228 134V133H227ZM98 135V134H97ZM180 135V134H179ZM191 135V134H190ZM204 135V134H203ZM234 135H235V133H234ZM113 136V135H112ZM171 136V135H170ZM193 136V135H192ZM199 136V135H198ZM224 136V135H223ZM263 136V135H262ZM94 137H97V136H94ZM98 137H100V136H98ZM134 138H135V136H133ZM181 137V136H180ZM133 138V139H134ZM218 138H219V136H218ZM252 138V137H251ZM250 138V139H251ZM7 139V138H6ZM84 139V138H83ZM98 139V138H97ZM132 139V138H131ZM178 139H180V138H178ZM214 139V138H213ZM232 139V138H231ZM239 139V138H238ZM237 139V140H238ZM260 139V138H259ZM8 140V139H7ZM101 141H102V139H100ZM138 140V138H136L135 139V142ZM184 140V139H183ZM190 140V139H189ZM205 140V139H204ZM203 140V141H204ZM208 140H209V138H208ZM223 140V139H222ZM225 140H227V139H225ZM9 141V140H8ZM85 141V140H84ZM91 141V140H90ZM97 141H99V140H97ZM133 141V140H132ZM171 141V140H170ZM176 141V140H175ZM193 141V140H192ZM196 141V140H195ZM215 141V140H214ZM219 141H220V139H219ZM218 141V142H219ZM229 141V140H228ZM236 141V140H235ZM241 141V140H240ZM243 141V140H242ZM241 141V142H242ZM247 141V140H246ZM246 141L244 142V143H246ZM94 142H95V138H94V140H92V142H91V145L90 146H92V144H94ZM205 142V141H204ZM210 142V141H209ZM230 142V141H229ZM241 142L239 143V147L241 146L240 144H241ZM11 143V142H10ZM99 143V142H98ZM97 143V146L98 145H100V144H102V142H100L99 144ZM197 143V142H196ZM225 143V142H224ZM248 143H250V141L248 142ZM7 144V143H6ZM95 144H96V142H95ZM191 144V143H190ZM198 145H199V143H197ZM202 144H204V143H202ZM206 144V143H205ZM209 144V143H208ZM236 144V143H235ZM242 144H243V142H242ZM247 144V143H246ZM245 144V145H246ZM82 145V144H81ZM192 145V144H191ZM212 145V144H211ZM216 145H217V143H216ZM219 145V144H218ZM223 145V144H222ZM248 145V144H247ZM261 145V144H260ZM205 146V145H204ZM225 146V145H224ZM235 146V145H234ZM253 146V145H252ZM262 146V145H261ZM0 147H2V146H0ZM3 147H4V145H3ZM3 147H2V149H3ZM9 147V146H8ZM85 147H88V146H85ZM95 147V146H94ZM93 147V148H94ZM185 147V146H184ZM216 147H218V146H216ZM222 147V146H221ZM226 147H227V145H226ZM238 147V148H239ZM243 147V146H242ZM181 148H183V147H181ZM189 148H191V147H189ZM194 148V147H193ZM192 148V149H193ZM205 148V147H204ZM206 148H207V146H206ZM94 149H96V147L94 148ZM94 149H85V150H83L82 151V153L80 154V155H76L77 156V158L75 159V160H77V159H80V160H83V159H85L86 161H87V163H89L90 164V160L92 159V158H94V159H98L99 161H101V157H99V153H97V152H92V151H89V150H94ZM145 149V148H144ZM199 149V148H198ZM212 149V148H211ZM220 149V148H219ZM231 150H232V147L230 148ZM234 149H236V147L234 148ZM200 150V149H199ZM215 150V149H214ZM238 150V149H237ZM256 150V149H255ZM183 151V150H182ZM184 151H186V150H184ZM183 151V152H184ZM205 151V150H204ZM213 151V150H212ZM225 151V150H224ZM228 151V150H227ZM226 151V152H227ZM257 151V150H256ZM181 152V151H180ZM222 152V151H221ZM230 152V151H229ZM232 152V151H231ZM230 152V153H231ZM258 152V151H257ZM5 153V152H4ZM127 153V152H126ZM133 153V152H132ZM191 153H194V151L193 152H191ZM203 153V152H202ZM230 153H228V155L230 154ZM234 153H235V151H234ZM13 154V153H12ZM78 154V153H77ZM134 154H135V151H134ZM133 154V155H134ZM219 154V153H218ZM224 154V153H223ZM222 154V155H223ZM1 155H2V152H0V157H1ZM98 155V156H97ZM125 155H128V154H125ZM210 155V154H209ZM212 155H213V153H212ZM234 155V154H233ZM256 155V154H255ZM257 155H258V153H257ZM14 156V157H13ZM131 156V155H130ZM129 156V157H130ZM181 156H182V154H181ZM186 156H188L189 157V155H186ZM195 156V155H194ZM224 156V155H223ZM232 156V155H231ZM126 157V156H125ZM134 157H135V155H134ZM136 157H137V155H136ZM204 157V156H203ZM219 157H222V156H218L217 157V159L219 158ZM226 157H227V155H226ZM26 158H29V157H22L18 152H16L14 155H12V157L10 158L11 160H12V162L14 163L13 165L15 166V167H17V165L18 164H21L22 165V161H24ZM145 158V157H144ZM192 158H194V157H192ZM198 158V157H197ZM254 158V157H253ZM129 159V158H128ZM190 159V158H189ZM199 159V158H198ZM213 159V158H212ZM228 159V158H227ZM226 159V160H227ZM231 159V158H230ZM142 160V159H141ZM178 160V159H177ZM193 160V159H192ZM201 160V159H200ZM206 160V159H205ZM211 160V159H210ZM220 159H218L217 161H219ZM246 160V159H245ZM249 160V159H248ZM136 161V160H135ZM176 161V160H175ZM174 160H173V162H175ZM182 161H184V160H182ZM196 161V160H195ZM204 161V160H203ZM207 161V160H206ZM220 161H222V160H220ZM234 161V160H233ZM251 161H253V159L251 160ZM223 162H225L224 161V159H223ZM246 162V161H245ZM250 162V161H249ZM117 163V162H116ZM177 163V162H176ZM186 163H188V162H186ZM189 163H190V161H189ZM192 163V162H191ZM200 163V162H199ZM217 163H220V162H217ZM233 163V162H232ZM248 163V162H247ZM76 164V163H75ZM146 164V163H145ZM179 164H181V163H179ZM212 164V163H211ZM216 163H214V164H212V165H215ZM221 164V163H220ZM240 164V163H239ZM244 164V163H243ZM246 164V163H245ZM142 165V164H141ZM148 165V164H147ZM185 165V164H184ZM216 165H219V164H216ZM124 166V167H123ZM123 166L120 164V168L119 169H115V168H117V167H113V166H108V165H105L104 163H101L100 162V164H97L96 165V171H98L100 174H103V173H108L107 174V177H110L111 175H113V177L110 179V181H113V183L111 184L110 183V185L108 184V185H106L105 187H107L108 189H110V191H111V188L110 187H112V191L111 192H113L114 190V178L116 177V176H120V174L122 173V172H124V171H127V172H129L128 171V166L126 165V163H124L123 164ZM144 166V165H143ZM196 166H197V164H196ZM199 166H200V164H199ZM203 166V165H202ZM208 166V164L206 165V167ZM210 166V165H209ZM95 167V166H94ZM187 167V166H186ZM213 167V166H212ZM216 167V166H215ZM214 168V167H213ZM251 168V167H250ZM253 168V167H252ZM11 169V168H10ZM145 169V168H144ZM172 169V168H171ZM206 169V168H205ZM209 168H207V170H208ZM247 169V168H246ZM12 170V169H11ZM132 170V169H131ZM14 172L12 173V174H10V172L5 176V178H4V180H6L7 179V177H8V175L10 174V176L12 177H15L14 176V174L16 175V169H14L13 170ZM174 171V170H173ZM193 171V170H192ZM196 171H197V169H196ZM195 171V172H196ZM209 171V170H208ZM259 171V170H258ZM126 172V173H127ZM202 172V171H201ZM203 172H206L205 170L203 171ZM202 172V173H203ZM214 172H215V169H214ZM213 172V173H214ZM90 173V172H89ZM191 172H189L188 174H190ZM194 173V172H193ZM216 173V172H215ZM250 173H251V170H250ZM123 174V173H122ZM130 174V173H129ZM176 174V173H175ZM196 174H198V173H196ZM210 174V173H209ZM239 174V173H238ZM249 174V173H248ZM247 174V175H248ZM264 174V173H263ZM23 174H21V175H16V177H21ZM124 175V174H123ZM122 175V177H124ZM184 175V174H183ZM208 175V174H207ZM212 175V174H211ZM214 175V174H213ZM216 175V174H215ZM221 175H222V169H221ZM224 175V174H223ZM130 176V175H129ZM155 175L153 174V177H154ZM220 176V175H219ZM15 177V178H16ZM135 177V176H134ZM156 177V176H155ZM181 177H182V175H181ZM227 177V176H226ZM233 177V176H232ZM246 177L247 176H244V178L243 179H246ZM260 177V176H259ZM126 178V177H125ZM136 178V177H135ZM212 178V177H211ZM222 178V177H221ZM236 178V177H235ZM234 178V179H235ZM238 178H240V177H238ZM248 178V177H247ZM19 179V178H18ZM175 179V178H174ZM216 179H217V177H216ZM228 179V178H227ZM226 179V180H227ZM230 179V178H229ZM228 179V180H229ZM134 180H136V179H134ZM156 180V179H155ZM214 180V179H213ZM224 180H225V178H224ZM231 180H232V178H231ZM247 180V179H246ZM146 181V180H145ZM150 181V180H149ZM220 181V180H219ZM240 181V180H239ZM239 181L235 184V182H234V184H232V185H229L230 187L228 188V190H227V193L229 194V196L230 195H232L233 196V194H237V193H234L235 191H236V185H242V183H239ZM263 181V180H262ZM108 182H109V180H108ZM107 182V183H108ZM147 182V181H146ZM246 182V181H245ZM258 182L259 181H257V178L255 179H253L252 177H250L249 176V179H248V181H247V183H245V186H247V189H246V187L245 186H243L242 185V187L240 188H238L239 190L240 189H242L243 187H245V189H246V191L245 192H248V190H250V189H253V188H255L254 187V185H256V184H258ZM137 183V182H136ZM145 183V182H144ZM148 183V182H147ZM229 183H231V182H229L228 181V184ZM43 184H46V183H41V184H39V188H40V190H41V188H42V186H43ZM261 184V183H260ZM145 186H144V189H149L150 187H147V185H146V183L144 184ZM259 186V185H258ZM257 186V187H258ZM104 187V188H105ZM261 187V186H260ZM104 188L102 189V190H99L98 191V193L100 194V193H102L103 194V190H104ZM234 188H236V189H234ZM255 190V189H254ZM82 191H84V189L82 190ZM148 191V190H147ZM228 191H230V192H228ZM243 191V190H242ZM259 191V190H258ZM40 192V191H39ZM116 192V191H115ZM257 191H254V193H256ZM84 193V192H83ZM89 193V192H88ZM94 193V192H93ZM231 193H233V194H231ZM253 192H251L250 194H252ZM112 194V193H111ZM113 194H114V192H113ZM112 194V195H113ZM115 194H119V193H115ZM241 194V193H240ZM263 194V193H262ZM86 195V194H85ZM92 195V194H91ZM121 194H119V195H113V197L114 196H117L116 198H118L119 196H120ZM255 195V194H254ZM27 195H24L23 197H22V199H25V197H26ZM84 196V195H83ZM93 196V195H92ZM225 196L227 197V194L225 193ZM229 196H228V200H229ZM242 196V198H243V196L245 197V195H244V193L241 195ZM253 196V195H252ZM259 196V195H258ZM103 197H104V195H102V197H101V203L102 204H100V205H98L99 203H96V204H93L94 202H91V204H88L87 206H83V204H81L80 203V201H78V203H76L78 206L77 207H79V210H80V212H82V214H83V218L81 219V215H79V220H77V223L73 226V223L71 224V226L69 227V228H71V229H68V231H69V233H71V232H73L72 234H68V235H66V237H64L65 238V240L67 241V240H72V239H75V238H77V237H82V238H77V239H79L80 241H83V242H87V244H89L90 243V241L91 240H93V242H91L90 243V245H89V249L90 250H94V253H93V256H92V259H93V261L94 262H92L91 260H90V256L88 255V257L87 258H85V260L87 261V262H83V258H82V260H80V257H79V259H78V257H77V252L78 251H71V250H67V249H65L64 247H65V245H63V243L61 244V241H59L57 238H55L54 236H53V234H52V232H50L49 231V233L46 231V227L48 226V225H53V223L54 224H56L55 222H56V220L54 219V220H52V224H51V220L50 219H46V220H43L45 217H47L48 215H42V216H40V213L39 214H37V216H39L37 219H35V221H31V220H29L28 219V213H27V206H29L30 205V202L29 203H27V204H25L21 209H19V208H17V206H16V203H8V204H6L5 205V210H6V213H5V218H6V220H5V223L3 222V220H2V228H3V230H4V233L2 232V235H1V233H0V252L2 253V254H4V256H6L7 257V261H9L10 263H12V264H21V263H19V262H15V260H18V261H20V262H22V264H137L136 263V261H135V259H137V258H140L139 257V255H140V253H139V249H138V246L137 247H135V241L137 240L136 239V233H135V230L139 227V224H140V222H141V219H144L145 218V213L147 212V210H148V208H151L153 211H155L154 209H153V207H155V204L156 203H153V204H151V206H147V208L145 207V203L142 205H140V206H136L135 208H133V209H130V210H127V209H123V210H120V211H116V212H114V209L112 210V209H110V208H107V206H109V205H112V204H114L113 202H116V201H114V199L112 198V199H106L105 201L103 200ZM226 197H225V199H226ZM234 198H235V196H233ZM236 197H237V201H240V200H238V198H239V194H237L236 195ZM16 198V197H15ZM30 198V197H29ZM80 198V197H79ZM115 198V197H114ZM223 198V197H222ZM221 198V199H222ZM234 198H233V200H234ZM241 198V199H242ZM255 198V197H254ZM31 199H33V198H31ZM83 198H82V196H81V198H80V200H82ZM94 199V198H93ZM121 199V198H120ZM253 199V198H252ZM261 199V198H260ZM259 199V200H260ZM75 200V199H74ZM84 200V199H83ZM96 200V197H95V199L93 200V201H95ZM119 200V199H118ZM224 200V199H223ZM235 201V200H234ZM246 203H245V205H244V209L246 208V214L244 215V217L243 218H241V219H239V220H237V221H233L234 223L230 226V227H228L229 229H230V231H228V232H222V233H220V236H225V237H229V236H232V235H236V236H239V237H241L242 238V240H247L248 238H247V235H245V234H242L241 235V228L242 227H244L245 229H250V226L252 225L251 224V220H253V218H258L259 219V221H260V224H262V225H264V216H262V214H261V212H258V208H255V207H253L252 205L253 204H251V203H253L252 202V200L250 199V198H246L245 197V200H244ZM243 201V202H244ZM82 202V201H81ZM259 202V201H258ZM117 204H118V202H116ZM141 203V202H140ZM238 203V202H237ZM236 203V204H237ZM254 203H256V201L254 202ZM263 203V202H262ZM121 204V203H120ZM136 204V203H135ZM134 204V205H135ZM235 204V205H236ZM243 204V203H242ZM256 204H258V203H256ZM96 205H98V208H97V206ZM263 205V204H262ZM90 206H91V208L93 207V206H96V208L97 209H100V207L99 206H105L107 209H105V207L103 208V209H100V210H103V211H99V210H97L98 211V213L97 214H90ZM130 206V205H129ZM86 207L88 208V209H86ZM101 207V208H102ZM112 207V206H111ZM119 207V206H118ZM126 206H125V204H124V208H125ZM225 207V206H224ZM229 207V206H228ZM74 208V207H73ZM239 208V207H238ZM261 208V207H260ZM227 209H231L230 207L229 208H227ZM78 210V209H77ZM78 210V211H79ZM119 210V209H118ZM232 210V209H231ZM259 210H261V209H259ZM95 211H96V209H95ZM236 211V210H235ZM244 211V212H245ZM249 211V212H248ZM53 212V211H52ZM100 212V213H99ZM240 213H242V211L240 212ZM250 213V215H249V217L248 218H245L248 214ZM139 215V216H138ZM228 215V214H227ZM237 215H238V213H237ZM27 216V217H26ZM31 216H33V215H30V218H31ZM230 217V216H229ZM235 218V217H234ZM233 218V219H234ZM0 219H2V218H0ZM76 219V218H75ZM78 219V218H77ZM135 221L134 223V225H132V226H130V225H127V223L129 222V221ZM234 220H236V219H234ZM54 221V222H53ZM257 221V220H256ZM42 223V225H43V227H38V225L37 224H39V223ZM59 223V222H58ZM256 223H258V222H255V223H253V224H256ZM143 224V223H142ZM226 224V223H225ZM33 225H36L35 226V228H39V230H38V232L37 233H33L32 231H33ZM223 225H224V223H223ZM72 226H73V228H72ZM144 226H146V225H144ZM148 226V225H147ZM146 226V227H147ZM227 226H228V224H227ZM235 227H237V229H235ZM43 228V229H42ZM143 228V227H142ZM128 230L129 232H127L126 233V231L125 230ZM223 229V228H222ZM225 229V228H224ZM223 229V230H224ZM256 229V228H255ZM132 230V231H131ZM138 230V229H137ZM146 230H147V228H146ZM222 230V231H223ZM56 233H57V231H56V229L54 230ZM1 232V231H0ZM138 233V232H137ZM59 234V233H58ZM140 234V233H139ZM143 234V233H142ZM62 235V234H61ZM61 235H60V237H61ZM105 235H107V236H105ZM144 235V234H143ZM64 236V235H63ZM62 236V237H63ZM219 236V239H218V242H217V246H215L216 248L215 249H217V248H219V250H220V253H217L216 251H215V249H211L210 250V252H211V255H213V259H214V261L215 262H219V264H227V262H226V259H228V257H227V252H228V249H227V247L224 245V242H223V240L221 239V237ZM245 236V237H244ZM77 239L76 240H74V241H77ZM62 240V239H61ZM105 240V241H104ZM144 240V239H143ZM225 241H228L227 239H224ZM249 240L250 241H252V239H250L249 238ZM98 241V242H97ZM139 241V240H138ZM141 241V240H140ZM262 241H264V240H259V243H261ZM142 242V241H141ZM96 243H98V245L97 246H95L96 245ZM106 244V246H102V245H100V244ZM140 243V242H139ZM17 244H19L20 245V247H19V249H16V250H18L17 252H14V249L16 248H14V246H16ZM61 244V245H60ZM127 244H131V245H127ZM93 245H94V248H93ZM137 245V244H136ZM140 246V245H139ZM143 246V245H142ZM74 248H77V247H75V246H73ZM104 247H106L105 249H104ZM14 248V249H13ZM136 248L138 249V251L136 252ZM148 248H150V247H148ZM240 247H238V249H239ZM97 249V250H96ZM142 249V248H141ZM241 249V251L242 252H244V254H247V247L246 246H243V247H241L240 248ZM223 250H224V252H223ZM230 250H232V251H234V250H237V248H231ZM13 253V254H12ZM77 254V255H76ZM90 254H91V251H90ZM233 254V253H232ZM108 256H110L109 257V260H107V257ZM12 258H13V260L14 261H12ZM2 259V258H1ZM6 259V258H5ZM4 259V260H5ZM118 259H120V260H118ZM79 260V261H78ZM116 260H118V261H116ZM237 260V262H239V263H242V261L241 260H239L238 261V259H236ZM4 262V261H3ZM6 263V262H5ZM0 264H1V262H0ZM4 264V263H3ZM8 264V263H7Z\"/></svg>",
  "mask_w": 264,
  "mask_h": 264
}]
</instances>
